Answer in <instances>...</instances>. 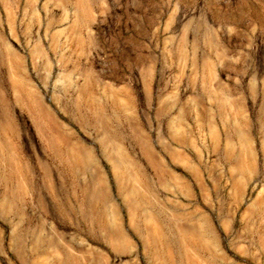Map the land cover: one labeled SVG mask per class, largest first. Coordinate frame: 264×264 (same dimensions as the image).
I'll list each match as a JSON object with an SVG mask.
<instances>
[{"label": "rangeland", "instance_id": "1", "mask_svg": "<svg viewBox=\"0 0 264 264\" xmlns=\"http://www.w3.org/2000/svg\"><path fill=\"white\" fill-rule=\"evenodd\" d=\"M240 45L264 52V0H0V264H264V131L255 108L247 132L224 108L226 51ZM146 142H194L178 166L198 205L177 206L170 241L153 245L135 196V242L80 254L92 219L58 231L49 198L110 187L122 208L132 178L149 186ZM120 149L137 161L117 173ZM76 197L88 210L95 196ZM191 221L195 236L178 234Z\"/></svg>", "mask_w": 264, "mask_h": 264}, {"label": "crops", "instance_id": "2", "mask_svg": "<svg viewBox=\"0 0 264 264\" xmlns=\"http://www.w3.org/2000/svg\"><path fill=\"white\" fill-rule=\"evenodd\" d=\"M257 56L259 57L260 63H263V67L260 71L255 67ZM223 95L225 114H228L229 110L231 115H235V122L240 123L239 126L234 127V130L241 132H247L249 130L246 125L247 117L250 109L255 108L258 120L254 129L257 131H264V52L258 55L255 45H240V47L234 49V51H226ZM244 136V141L247 142V134L244 133ZM261 142H264V138H257L256 161L261 160ZM65 143L67 144L66 146L70 147L68 142ZM245 146L247 147H245L247 151L249 146ZM185 147L193 148L194 142H146L145 154L143 158L138 161L135 156L126 154L123 149H120V151L117 150L121 152L120 156L112 157V159L109 160L114 162V166H116L115 159H121L119 165L116 166L114 170L119 173L124 163L137 161L140 164L139 169H142L144 172L145 184H149V186L147 185L144 187V190H140L139 186L136 185V180L132 178L125 192L128 196L127 201L122 208L120 203L115 201L114 197H111V199L109 197L116 191L114 188L103 187L93 189L88 186L83 188L79 187L71 189V191H73V197L67 192L62 193L56 191L53 194V198L51 196L48 200L49 218L54 221L58 231L65 230L67 226L66 223L71 220V224L77 229L75 231L77 235L81 234V230L79 229L81 227L80 221L92 219L91 226L96 227L97 230H95L97 233L95 235L94 232H91V234H94L95 237L86 238L77 236L73 238L75 243L82 246V250H79L80 254L90 252L91 246L100 247L101 245L99 244L105 241L110 242L111 248L114 251L122 253L125 251L126 245L129 247L132 242H135V196L140 198V196L146 195L147 197H144V200L147 206L145 205L144 208L140 209L148 225L145 235L146 240L144 241L147 244L149 242L156 244V242L160 240L158 237L166 233L163 219L171 218V216L177 217V206L179 205L182 206L186 203L189 207V204H191L192 209L194 195L197 197L198 205V188L194 189L192 179L185 176L183 170L178 166V163L181 161V156L185 153ZM72 151L74 153L72 158H76L81 162L86 161V157H88L86 152H81L74 148ZM104 161H106V159ZM80 193L88 195L93 194L95 196L85 200V202L88 201V205L91 204L90 209H81L82 199L76 197V195ZM98 202H101V208L96 207ZM52 205H54L55 209H52ZM110 205H112V209L109 208ZM188 211L190 215L191 212L190 210ZM167 213L170 214V216ZM169 225L170 224H168L167 227ZM199 225L200 222L197 225L198 230ZM190 226L193 231H190ZM192 226L193 222L191 221L188 223L185 231L180 228L181 230L178 231V234L183 232L182 234L187 233L193 237L195 230ZM192 233L193 235H191ZM105 236L107 238H105ZM163 238L165 241H170L166 236Z\"/></svg>", "mask_w": 264, "mask_h": 264}, {"label": "bare ground", "instance_id": "3", "mask_svg": "<svg viewBox=\"0 0 264 264\" xmlns=\"http://www.w3.org/2000/svg\"><path fill=\"white\" fill-rule=\"evenodd\" d=\"M247 145V144H246ZM247 148V147H246ZM247 153H250V150H249V148L247 149V151H246ZM86 158H88V157H86ZM115 165L116 166H118L119 165V163H120V161H121V159H119V158H116L115 159ZM115 166V167H116ZM240 167H243V166H240ZM202 186V185H201ZM130 194V193H129ZM198 225V224H197ZM196 227V226H195ZM198 227V226H197ZM197 227H196V231H197V236L199 237V240H201V239H204V237H203V231H202V229H201V226L199 225V230H197ZM186 229V228H185ZM189 229V228H188ZM190 231H193V229H191V226H190ZM189 231V232H190ZM191 235H193V233L191 234ZM193 236H195V233H194V235ZM207 241V240H206ZM208 242V241H207ZM206 243V242H205ZM154 245V244H153ZM209 245V244H208Z\"/></svg>", "mask_w": 264, "mask_h": 264}]
</instances>
